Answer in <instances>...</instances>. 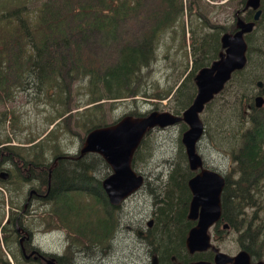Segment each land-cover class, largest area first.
Listing matches in <instances>:
<instances>
[{
  "label": "trees",
  "instance_id": "trees-1",
  "mask_svg": "<svg viewBox=\"0 0 264 264\" xmlns=\"http://www.w3.org/2000/svg\"><path fill=\"white\" fill-rule=\"evenodd\" d=\"M9 1L0 0V102L10 99L15 93L13 87L17 85L22 86V89L31 87L33 92L55 99L61 96L60 93L71 90L73 79L86 78L91 89H96L100 81L102 91L98 89L92 92L86 102L90 105L76 112L81 119L78 120L75 114L71 117L76 124L82 122L87 132L94 126L103 125L98 122L96 113L100 110L103 98L117 99L138 93L161 98L169 95L172 86L153 93L139 88L141 70L152 63L161 35L180 18L183 0H40L34 8L30 4L35 0H19L16 7L11 9ZM196 1H189L191 13ZM242 1L244 4L245 0ZM261 6L260 17L252 30L244 35L247 42L245 65L233 71L224 87L205 104L201 116L204 131L212 145L226 154L231 167L230 175L229 172L224 175L222 218L229 226L239 230L241 247L256 258L263 256V249L260 253L258 250L264 245V222L255 221L262 206L261 188L264 182V103L259 107L254 104L257 93L264 97V0ZM242 17L252 19V10H246ZM182 28V39L185 40L183 25ZM139 30L141 32H137ZM132 31L135 35H132ZM222 31H204L200 45L196 43L193 48L196 50L191 68L174 91V113L180 114L191 103L197 89L194 75L198 69L210 64L223 49L220 41ZM107 42H114L117 46L114 50L110 49L114 55L103 60L102 57L98 58L99 55H94L92 49L95 46L110 45ZM30 74L35 85H27L30 79L26 81V78H31ZM259 79L263 81L260 89L257 87ZM226 88L231 89L219 101ZM233 96L234 101L231 102ZM60 102H64V99L61 98ZM7 115L14 117L12 112H0V128ZM70 115V109L67 108L57 113L56 118L60 117L61 122H64V131L70 125ZM54 119L48 117V124ZM180 123L183 132L187 124L183 121ZM53 132L49 129L42 140L35 142V135L25 138L24 142H32L26 147L10 143L0 146V171L7 169L5 164L13 165L7 170L9 177L0 178V264H25L30 260L20 253L18 243L16 250L12 248L11 243H15L13 227L26 225L23 221L26 214H43L47 209L35 204L36 211L22 212L18 216L22 207L19 202L23 201V195L14 193L23 192L21 184L27 180L26 173L40 175L42 181L49 176L51 186L57 185L51 188L54 193L48 196L46 205L48 216L55 217L58 222L55 225L48 223L44 230L63 224L73 242L100 247L114 235L117 221L110 218L112 212L105 214L106 207L101 202L107 205L108 199L101 182H96L92 187L94 190L88 186L91 185V169L84 163L87 153L75 158L58 150L54 154L56 164L50 173L49 168L45 170L41 167V160L46 154L44 145H50L52 141L53 147H58V143L61 147L58 137L52 138ZM144 136L135 151L134 157L137 159L144 154ZM3 142H10V136L7 133L2 136L0 131V144ZM179 145L176 162L170 168L162 190L156 195L155 189H150L157 200L154 209L156 219L150 229L149 240H153L156 245L153 253L157 254L158 264H177L178 261L188 264L194 259H211L213 256L211 249L191 253L185 244L187 232L195 224V220L187 217L191 198L188 179L195 170L188 165L181 141ZM95 157L96 160L100 159L96 154ZM20 162H28L23 165L27 167L25 171L23 166H18ZM36 168H40L39 173L32 174ZM233 175L236 177L231 179ZM76 178L81 185L73 182ZM33 180L36 181L35 177ZM6 204L9 206L8 221L3 222ZM74 205H78V209L76 215L72 216L68 211ZM81 205L88 208V213L81 214ZM246 209H251L252 214L246 212ZM7 254L12 256L13 262ZM172 255H175V260L171 258ZM55 256L61 263L69 264V261H65L66 255Z\"/></svg>",
  "mask_w": 264,
  "mask_h": 264
},
{
  "label": "rangeland",
  "instance_id": "rangeland-1",
  "mask_svg": "<svg viewBox=\"0 0 264 264\" xmlns=\"http://www.w3.org/2000/svg\"><path fill=\"white\" fill-rule=\"evenodd\" d=\"M17 1L19 0H10V8L9 6L8 8L16 7ZM189 1L191 0H183V12L180 18L161 35L152 63L141 70L142 79L139 88L145 89L148 93H153V91H163L172 86L169 95L161 98L157 96L148 97L138 93L134 96L117 99L103 98L101 100L102 105H100V110L96 112L97 117H99V123H112L125 114H147L151 110H168L173 112L175 88L190 70L196 50L193 48L196 43L200 45L199 43L203 32L217 29H220V31L223 29L220 32L221 34L225 31L233 32V28L236 27L237 16H244L246 10H248L247 8L243 9L245 4H243L242 0H198L193 3L191 13ZM40 2V0H35L30 4V7L34 8ZM238 9L240 11L237 13ZM199 13H201L202 17H200ZM182 25L184 27L185 40L182 39ZM224 28H228V30ZM193 30L194 32H192ZM137 32H141V30ZM132 33V35H135L134 31ZM192 33L193 37L191 38ZM107 44L105 47L95 46V49H92L95 53L94 55H99L98 58L102 57L103 60L108 59L110 56L112 57L114 52L110 49L114 50L117 44L114 42H107ZM63 68L66 70L65 65ZM29 77L31 78H26V81L30 79L27 85H30L29 83L35 85L36 82L32 80V74ZM67 79L70 80V77H67ZM101 85L102 83L99 81L97 83L98 87L91 89V85L87 84L86 78L84 80L73 79L71 90L68 93H60L61 96H57L55 99L43 97L33 92L31 87L28 89H22V86L18 85L17 87H13L15 89L13 96L6 101L0 102L1 113L8 114L12 112L14 114L12 118L7 115L5 121L1 123V135L4 136L7 133L10 136V142H3L0 146L10 143V145L19 144L26 147L32 142H24L26 141L25 138L35 135L36 139L33 141L35 142L45 137L48 130L52 129L54 131L52 138L58 137L61 147L59 148V143L58 147H53L54 143L52 141L50 145L46 143L44 145L46 154H44L45 157L41 160V167H44L45 170L46 167L49 168L54 163V154L58 150H63L66 154L72 157L74 156L75 158L82 157L85 153L81 156L78 155L86 130L83 129L82 122L81 124H76L74 118L71 119V117L74 114L78 116L77 111H81L84 106L90 105L86 104L88 98L92 92H96L98 89L102 91L100 90ZM230 89H225V94L220 96L219 101H221L224 95H227ZM61 98L64 99V102H60ZM230 100L231 102L234 101V96ZM64 108L70 109L71 114L70 125L66 131L63 130L64 122H61L60 117L56 118L57 113ZM203 111L204 109L201 111L200 116H202ZM48 117L55 119L52 123L48 124ZM77 119L80 120L81 117L78 116ZM181 121L183 120L166 126L152 127L144 136V138L146 137V146L143 150V156L137 159L134 157V152L131 164L136 172L144 176L145 182L143 185L132 192L126 200L116 207L110 202H106L107 205L103 201L101 202L106 207L105 214H111L112 212L113 214L110 218L117 221L114 235L105 245L100 247L85 242H73L71 235H69L66 226L63 224L52 226L49 230H44L45 225L47 226L48 223L55 225L58 222L55 217L48 216V205L46 204L42 207L44 209L47 208L43 214L29 213L26 214V217H23V221L31 230V239L28 244H33L34 248L38 249L45 256L53 255L56 257V253H62L66 255L65 261H69V264H149L150 256L156 246L153 240H149L151 237L150 229L156 218L152 220L150 226H148V221L155 217V200H157L150 189H155L156 195L160 193L162 186L168 179L170 168L176 162L175 157L180 148L179 141H181L182 135ZM43 142L47 141L43 140ZM46 147H49L50 150L48 148L46 149ZM197 151L203 157L206 166L216 169L224 175L226 172H229L230 175L229 170L231 167L228 157L221 149L212 145L206 131L203 132L197 142ZM95 154L100 157L99 160H96ZM84 157V163L88 164V167L91 169V180L89 179L91 185L88 186L92 188L96 185L97 181L101 182L102 178L112 171V168L98 153L89 152ZM26 163L20 162L18 166H23ZM11 167H13L11 163L5 164V168H7L5 170ZM23 168L25 171L27 169L26 165ZM39 169L36 168V170H33L32 174L39 173ZM20 170L22 171L21 168ZM20 170L18 169L19 172ZM26 174L28 176V173ZM235 177L233 175L230 178L233 179ZM79 181L76 178L73 182L81 185ZM34 182L33 179L28 178L25 183L21 184L23 186L21 189L23 191V199H26V191L29 185L36 184ZM261 190L262 206L255 220L259 223L264 222V182ZM39 200L36 199L34 202L39 203ZM99 207L101 208L100 204ZM4 209L5 218L9 211L8 204L5 205ZM77 209L78 205H74V208L68 212L73 216L76 215ZM80 211L81 214H86L88 213V208L85 205H81ZM246 212H249L250 215L252 214L251 209H246ZM4 218L3 222L5 220ZM127 224L131 225V227L128 228L126 226ZM137 229H142L143 235L138 233ZM208 231L211 234V241L221 250L233 254L241 248L238 240L239 230L229 226V223L227 227H223L221 222L214 223L209 227ZM17 243V238L15 237V243H11L12 248L14 247L13 249L15 250L17 249ZM262 249V257L252 258L264 260V245L259 248V253ZM51 252H55V255ZM7 256L13 262L12 256L10 254H7ZM25 264L45 263L38 257L36 259L31 258Z\"/></svg>",
  "mask_w": 264,
  "mask_h": 264
},
{
  "label": "water",
  "instance_id": "water-1",
  "mask_svg": "<svg viewBox=\"0 0 264 264\" xmlns=\"http://www.w3.org/2000/svg\"><path fill=\"white\" fill-rule=\"evenodd\" d=\"M247 7L255 9L253 19L245 20L237 16L236 29L233 32L225 31L221 34L220 41L223 49L217 58L199 68L195 73L196 93L191 103L180 114L168 110H151L142 115L125 114L112 123L89 129L79 149L78 156L86 152H97L112 168V172L103 178L102 187L108 201L116 205L143 183V175L133 169L131 162L133 153L145 133L154 126H166L180 120L187 124L182 132L181 141L185 148L188 165L190 169L195 170L188 179L191 198L187 217L196 222L189 228L185 244L191 253L207 248H212L214 251L213 260L194 259L188 264H264L263 259L251 262V255L245 248L230 254L211 242L208 229L222 217L221 194L225 185V176L220 171L204 165L203 157L196 146L204 132V122L200 113L205 104L224 87L233 71L242 68L246 63L247 42L244 34L252 30L255 21L260 17V0H246L243 9ZM239 11L240 9L237 13ZM262 86L263 81L259 79L257 87L260 89ZM263 103V95L257 93L254 96L255 106L259 107ZM8 175L7 170L0 171V176ZM148 223L150 224L151 220ZM222 225L227 227L228 223L224 221ZM23 237L20 238V242ZM171 258L176 259L175 255ZM45 262L61 264L56 263L53 257L46 258ZM150 264H158L156 253L151 254ZM177 264L181 263L178 261Z\"/></svg>",
  "mask_w": 264,
  "mask_h": 264
},
{
  "label": "flooded vegetation",
  "instance_id": "flooded-vegetation-1",
  "mask_svg": "<svg viewBox=\"0 0 264 264\" xmlns=\"http://www.w3.org/2000/svg\"><path fill=\"white\" fill-rule=\"evenodd\" d=\"M245 2H246V0H245ZM245 2H244V4H245ZM261 4H262V0H260V8H261V11H262V6H261ZM247 9H248V11H250V9L252 10V16H253V14H254V11H255V9H252L251 7H247ZM252 18V17H251ZM258 20V19H257ZM89 153V152H88ZM92 153H97V152H92ZM100 155V154H99ZM55 165V164H54ZM53 165V166H54ZM51 166V165H50ZM52 166V167H53ZM110 166V165H109ZM9 170V169H8ZM41 170H43V169H41ZM49 170V169H48ZM51 170H52V168H51ZM51 170H49L48 172L50 173V171ZM9 172V171H8ZM112 172V171H111ZM111 172H109V173H111ZM108 173V174H109ZM107 174V175H108ZM38 176H40V175H28V176H25V179H28V178H33L34 179V177H35V182L34 183H36L35 185H32V184H30L29 185V187H28V189H27V195H26V199H23V202H22V207H21V209L19 210V215L18 216H20V214L22 213V212H30V211H36V205L35 204H38L39 206H44L45 204H46V201H47V198H48V196H50L51 194H53L54 192H53V190H51V188H54V187H56L57 185H55L54 187H52L51 186V180H50V178H49V176L45 179V180H43L42 181V179H41V176L40 177H38ZM9 176H7V177H2V176H0V178L1 179H6V178H8ZM104 178V177H103ZM103 178H102V180H103ZM102 180H101V186H102ZM49 181H50V183H49ZM43 182V183H42ZM144 182V181H143ZM143 185V184H142ZM141 185V186H142ZM102 189H103V187H102ZM104 190V189H103ZM105 192V191H104ZM134 192V191H133ZM15 195H19V196H22L23 195V192H21V193H18V192H15L14 193ZM131 194V193H130ZM130 194L128 195V196H126L121 202H123L124 200H126V198H128L129 196H130ZM105 195H106V193H105ZM106 197H107V195H106ZM36 199H40L39 200V203H36V202H34V200H36ZM108 199V198H107ZM20 200V199H19ZM33 202H34V204H33ZM109 202V201H108ZM121 202L119 203V204H116L117 206L118 205H120L121 204ZM19 203H21V202H19ZM33 204V205H32ZM114 205V204H113ZM12 208H14V206H12ZM29 214V213H28ZM8 219V218H7ZM6 219V220H7ZM152 220H154V217H153V219H151V223L149 224L148 223V226H150L151 224H152ZM8 221V220H7ZM195 222H196V220H195ZM218 222H221V223H223V221H222V218H220L217 222H215V223H218ZM128 228H130L131 227V225H126ZM212 226V225H211ZM14 232H12L13 234H14V236L17 238V242H18V244H19V251H20V253L24 256V258L25 259H31V258H34V259H36V258H38V257H40L42 260L43 259H45L46 257H52V256H45V255H43L38 249H36V248H34V245L33 244H28L29 243V240L31 239V230L28 228V226L27 225H20V224H18V225H15L14 227ZM149 228V227H148ZM148 230V229H147ZM137 232L138 233H140L141 235H143V230L142 229H137ZM22 235V236H21ZM24 236V237H23ZM21 237H23V239H22V242H20V238ZM212 242V241H211ZM213 243V242H212ZM214 244V243H213ZM32 246V247H31ZM217 246V245H216ZM218 247V246H217ZM207 249H211L212 251H213V249L212 248H207ZM220 249V248H219ZM206 250V249H205ZM31 251H33V253L31 254ZM203 251V250H202ZM214 252V251H213ZM51 253H53V252H51ZM57 254H59V255H62V256H64V254H60V253H57ZM234 254V253H233ZM56 258V257H55ZM57 259V258H56ZM208 260H213V256H212V258L211 259H208ZM255 260H258V259H253L252 258V256H251V262H253V261H255ZM192 261V260H191ZM190 262V261H189ZM150 264V263H149ZM226 264H231V263H226Z\"/></svg>",
  "mask_w": 264,
  "mask_h": 264
},
{
  "label": "bare ground",
  "instance_id": "bare-ground-1",
  "mask_svg": "<svg viewBox=\"0 0 264 264\" xmlns=\"http://www.w3.org/2000/svg\"><path fill=\"white\" fill-rule=\"evenodd\" d=\"M57 161V160H56Z\"/></svg>",
  "mask_w": 264,
  "mask_h": 264
}]
</instances>
